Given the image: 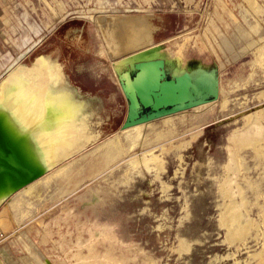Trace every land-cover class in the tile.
<instances>
[{"label":"rangeland","instance_id":"1","mask_svg":"<svg viewBox=\"0 0 264 264\" xmlns=\"http://www.w3.org/2000/svg\"><path fill=\"white\" fill-rule=\"evenodd\" d=\"M111 13L146 16L149 57L214 95L123 128ZM14 72L88 109L74 154L0 206V264H264V0H0V84Z\"/></svg>","mask_w":264,"mask_h":264},{"label":"bare ground","instance_id":"2","mask_svg":"<svg viewBox=\"0 0 264 264\" xmlns=\"http://www.w3.org/2000/svg\"><path fill=\"white\" fill-rule=\"evenodd\" d=\"M116 24L111 33L107 27L105 36L109 43L114 44V52L139 49L131 56L112 62L119 68H127L124 73L114 69L127 98L131 91L130 72L140 64L157 60L163 62L167 77L177 78L185 74L192 80L190 103L178 108H189L202 95L214 93L212 73L198 67L190 72L178 71L176 62H173V68L172 61L169 64L161 57H149L157 49L150 45L155 27L146 16ZM43 68V78L48 79L49 72L45 65ZM54 82L31 84L22 73L14 72L0 84V206L33 176L59 165L79 148L82 136L79 119L88 109L87 102L75 97L62 76L56 77ZM136 114V111L128 109L126 120L130 121ZM162 115L164 111L155 114Z\"/></svg>","mask_w":264,"mask_h":264},{"label":"water","instance_id":"3","mask_svg":"<svg viewBox=\"0 0 264 264\" xmlns=\"http://www.w3.org/2000/svg\"><path fill=\"white\" fill-rule=\"evenodd\" d=\"M141 16L142 15L110 14L101 15L95 18L94 24L97 27L110 62H116L127 56H131L138 52L139 49L135 48L130 51L115 53L114 44L109 43L105 37L107 27H110L109 33H111L114 28L117 27L116 23L118 21L123 22L127 19L138 20ZM134 71H136V73L133 78H130L131 82L129 84L131 91L128 95L130 97L127 98L126 94V98L128 99V109L136 111L137 114L135 118H131L130 121L129 119L126 120V123L123 124V128H130L134 125L151 121L152 119H157L180 110L189 109L199 104L200 101L206 97L212 96L215 93L214 89L213 94H204L191 104L189 108L180 109L178 107L190 103L189 91L192 87V80L188 75L184 74L177 78H168L164 71V64L159 60L140 64ZM142 109L149 110V112L140 116ZM161 111H164V115L155 116V114L160 113ZM41 174L42 173L33 176L29 182L33 181ZM28 183L23 184L20 188L25 187Z\"/></svg>","mask_w":264,"mask_h":264}]
</instances>
